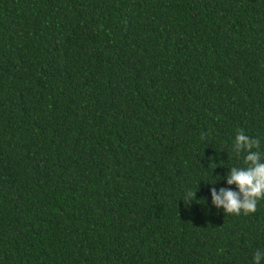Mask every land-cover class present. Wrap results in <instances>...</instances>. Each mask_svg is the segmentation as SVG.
Segmentation results:
<instances>
[{
    "label": "trees",
    "instance_id": "1",
    "mask_svg": "<svg viewBox=\"0 0 264 264\" xmlns=\"http://www.w3.org/2000/svg\"><path fill=\"white\" fill-rule=\"evenodd\" d=\"M237 130L264 153V0H0V264H254Z\"/></svg>",
    "mask_w": 264,
    "mask_h": 264
},
{
    "label": "clouds",
    "instance_id": "2",
    "mask_svg": "<svg viewBox=\"0 0 264 264\" xmlns=\"http://www.w3.org/2000/svg\"><path fill=\"white\" fill-rule=\"evenodd\" d=\"M258 139L251 138L243 130H237L233 151L239 157L243 153V167H231L226 174L228 185L237 190L221 187L211 188V203L223 209L224 213L248 215L257 210L258 202L264 199V153L260 150ZM196 191V190H195ZM195 191L188 189L183 199L186 204L195 199ZM264 250L254 253V264H261Z\"/></svg>",
    "mask_w": 264,
    "mask_h": 264
}]
</instances>
